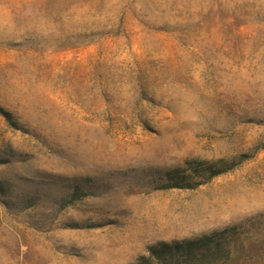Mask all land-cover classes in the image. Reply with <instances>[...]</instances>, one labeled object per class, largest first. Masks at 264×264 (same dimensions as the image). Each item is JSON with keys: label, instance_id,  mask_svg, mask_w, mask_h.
Here are the masks:
<instances>
[{"label": "rangeland", "instance_id": "1", "mask_svg": "<svg viewBox=\"0 0 264 264\" xmlns=\"http://www.w3.org/2000/svg\"><path fill=\"white\" fill-rule=\"evenodd\" d=\"M0 108V264H264V0H0Z\"/></svg>", "mask_w": 264, "mask_h": 264}, {"label": "trees", "instance_id": "2", "mask_svg": "<svg viewBox=\"0 0 264 264\" xmlns=\"http://www.w3.org/2000/svg\"><path fill=\"white\" fill-rule=\"evenodd\" d=\"M0 114L10 120L7 111L0 108ZM235 228L227 227L194 238L155 242L147 247L145 254L130 264H225L233 259L235 247L230 236Z\"/></svg>", "mask_w": 264, "mask_h": 264}]
</instances>
